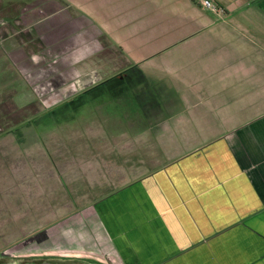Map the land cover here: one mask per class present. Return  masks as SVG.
Returning <instances> with one entry per match:
<instances>
[{
    "label": "crops",
    "instance_id": "1",
    "mask_svg": "<svg viewBox=\"0 0 264 264\" xmlns=\"http://www.w3.org/2000/svg\"><path fill=\"white\" fill-rule=\"evenodd\" d=\"M67 1L69 10L85 19L82 24L100 31L107 42L122 52L126 50L130 59L133 56L129 52L138 46L126 36L130 35L127 30L142 21L143 29L148 31L144 24L153 16L152 9L147 8L150 0L141 1L140 9L136 10L129 7L130 0ZM122 1H127L122 6L126 10L119 12ZM196 14L194 21H201L203 16ZM211 25L201 26L193 35L202 34ZM139 57L133 58L134 63L129 58L127 61L137 66ZM227 61H233L229 55ZM238 64L243 84L249 86L256 79L260 83L256 88L250 86L255 88L252 92L245 88L227 96L230 98L222 106H206L208 96L191 89L196 84L175 90L179 97L191 91L195 94H192L194 102L174 116L179 142H184L185 136L191 144L189 150H181L182 145L179 149L175 147L179 151L170 159L172 162L166 163L169 155L155 147L153 157L139 163L134 157L131 159L132 147L127 146L119 150L112 168L114 184H108L100 170L98 176L93 175L95 171L90 167H86L88 174L77 170L76 176L81 175V181L70 177V187L87 186L89 181L94 184L87 186L88 208L79 214V223L89 231L87 237L91 241L84 245L91 255L105 264H129L121 256H132L133 251L128 249H145L150 241L151 251L139 253L137 264H206L202 257L190 258L195 251L213 255L211 264H264V79L263 73L256 75L254 61L246 68L244 63ZM222 68H231L233 73L236 69L231 65ZM229 92L218 90L209 96L217 98ZM163 125L168 127L167 122ZM184 128L186 131L180 132ZM149 130L133 136L145 140L151 137L155 141ZM124 142L127 141L120 144ZM143 143L146 147L147 141ZM173 145L166 146L165 152ZM161 154L164 160L160 159ZM151 161L157 165L153 169L146 165ZM45 172L42 170L39 176L45 175L46 185L35 179L34 187H50L55 174L47 177ZM218 194L225 196L226 202H221Z\"/></svg>",
    "mask_w": 264,
    "mask_h": 264
},
{
    "label": "flooded vegetation",
    "instance_id": "2",
    "mask_svg": "<svg viewBox=\"0 0 264 264\" xmlns=\"http://www.w3.org/2000/svg\"><path fill=\"white\" fill-rule=\"evenodd\" d=\"M244 1L247 8H257L264 12V0ZM68 2L34 0L23 7L20 20L24 25L29 22L27 28L30 36L40 48L39 51L32 50L31 56L23 48L18 49L13 41H0L3 56L20 77L14 93H8L0 80V146L3 148L4 145L13 144L14 153L37 158L39 166H52L55 174L49 188L35 187L37 190L40 188L44 197L50 191V200L42 199V195L37 196V199L49 201L50 204L52 201L54 205L49 209L53 210L44 215L30 216L28 223H25L22 216L14 213V208L20 207L17 205L11 216L2 217L6 220L0 234V264H105L95 255H91L84 245L90 243L91 238L87 237L88 229L82 228L79 223V214L88 208L86 204L89 197L86 196L89 192H85L89 189L86 186L80 188V184L76 185L78 187H70V173L77 174V171H69L72 168L67 170L57 161L47 158L53 153L47 155L43 147L50 142V137L51 142L56 137L54 133L47 132L68 126L85 108L96 109L92 110L93 113L102 108H109L111 112L118 110L120 113L124 111L122 107H125L126 110H134L123 115V119L129 124L127 133H130V142L127 140L119 144L114 151L118 155L120 149L131 146V159L140 152L145 157L142 160L148 161L153 157L157 144L150 145L149 137L145 140L134 138L133 135L165 124L166 119L175 115L161 111L172 109L176 112L179 102V96L170 93L168 89L146 87L147 80L139 75L137 66L126 60L121 62L120 49L107 42L100 31L82 24L85 19L71 13ZM9 22L8 17H3L0 28L10 25ZM34 55L39 57V61L34 60ZM10 85L14 88L13 83ZM170 96L177 98L172 102ZM152 103L158 107L159 117L163 114L167 116L165 120L152 119L150 113H147L149 118L143 117L139 112L150 109ZM177 112L180 113L179 110ZM113 123L122 127L118 122ZM76 131H83V128ZM80 134L81 132H73L68 140L77 139ZM144 141H147L146 147ZM81 143L83 144L82 141ZM45 160L51 163L46 165ZM90 166L86 165L87 168ZM74 178L81 181V175H75ZM22 185L24 184L21 183L19 187H13V184L0 187L3 198L16 200L14 196L24 197L26 191L32 187ZM32 185L34 186L33 180ZM43 185L46 183H42ZM58 189L62 195L60 200Z\"/></svg>",
    "mask_w": 264,
    "mask_h": 264
},
{
    "label": "rangeland",
    "instance_id": "3",
    "mask_svg": "<svg viewBox=\"0 0 264 264\" xmlns=\"http://www.w3.org/2000/svg\"><path fill=\"white\" fill-rule=\"evenodd\" d=\"M31 1L33 2L34 0H0V21L3 17H8L10 19V25L7 24L0 28V41H13L18 49L23 48L28 55H30L32 50H40V48L37 47L38 43L30 36L29 29L27 28L29 22L27 21L26 25H24L23 21L20 20V13L23 7L28 2L32 3ZM141 1L143 0H130L129 7L135 10L140 9ZM150 1L151 3L147 8L152 9L151 14L153 16H149L144 24V26L148 27V31L147 29H143L142 21H137L136 26L131 28V30H127L130 35L125 34L129 36L128 38H132L133 41L135 40L136 46H138V49H132L134 53L129 52V54H132L133 58L137 55L140 56L137 61L138 63L135 64H137V72L139 75H142L147 80L146 87H159L164 90L168 89L171 90L170 93L177 94L175 90L180 88L185 89L188 88V86L196 84L191 89L198 92L201 91L202 95H205V97L208 96L205 102L206 106H222L226 103V100L230 98L227 96H231L232 93L235 94L237 90H244L245 88H249V91L252 92L255 90L256 84L260 83V81L256 79L251 81L249 86L246 83L243 84L241 82L243 77V74H241L242 68L239 66L238 62L244 63L245 65L243 66L246 68L249 66V62L254 61L257 65L256 75L263 73L264 79V12L257 8H247L246 1L244 0H208L210 2L209 9L202 7L200 5V0ZM126 3L127 1H122L121 7H125ZM123 7L119 9V12L126 10V8ZM69 8H71V6H69ZM139 13L140 11L136 14ZM196 13L203 16L201 21H194L193 18L197 15ZM120 18L124 20L123 14H121ZM4 21H6V19ZM210 24H212L211 27L202 34L198 36L193 35L201 26L205 27ZM177 38H185V41L180 43L182 39L178 40ZM171 39H174V41ZM177 40L178 42H176ZM138 43L141 44L139 45ZM122 50L123 52L121 51V53L126 54L127 57L125 58L124 54L122 55L121 62H124L125 60L127 61L130 56L127 54L126 50ZM142 53L147 55H143ZM118 55L120 54L118 53ZM228 55L233 61H227ZM133 58H129L132 63L135 62ZM41 59L42 61H46L44 58H40V60ZM34 60H36V62L39 61V57L34 55ZM230 65L236 67L234 70L235 73L231 71ZM222 66H229L230 70H224ZM246 71L249 73L248 69ZM163 72H166V74L164 75ZM17 75V70H15L10 62L3 56L0 49V80L3 82L8 93H14L13 90L19 85L20 77ZM164 76H167V79H164ZM169 77L170 79H168ZM199 82L200 84H197ZM10 83L14 84V88H12ZM250 86L255 88H251ZM218 90H229L230 92L227 94L223 93L217 98H211L209 96L212 95L214 91ZM24 93L28 95L26 91H24ZM186 94V96L181 95V98L179 97L176 112L172 109H163L161 113H165L166 111L168 115L174 114L176 116L179 114L177 112L178 110H184V107L187 106L188 103L194 102L192 94H195V92L191 91ZM258 94L260 95V93ZM175 98L170 96L172 102L175 101ZM155 106L156 105L152 103V106L149 107L151 110L144 109L142 111L139 110V112L143 117L146 116L149 118L147 113H150L152 119L162 118L165 120L167 116L163 114L159 117L158 107ZM122 109L124 111L119 113L118 110L111 112L109 108H102L97 113H93L92 110L96 109L87 110L85 108L76 115L75 119L70 122L68 126L48 131V134L54 133L56 137L52 139V142L50 137V142L43 147L47 155L53 153L47 158H50V161L53 162L57 161L67 170L68 168H72L69 171L78 170L79 173L84 172L88 174L86 165L90 164V167L95 171V174L92 173L93 175L98 176L101 172L105 179H108H106L108 184H114L115 179L111 177V175L115 173L112 168L116 165V158L118 157L114 150L121 142L127 141L130 136V133H127L129 124L128 121L123 119V115H126V113L130 111H134L126 110L125 107H122ZM137 109H139V105ZM157 111L158 114H156ZM1 119L2 115H0V121ZM113 121H115V123H120V125L122 124L123 128L116 126ZM165 121H167L168 127L160 125L150 128L155 136V141L150 137L148 142L150 145L151 143L156 145V142H158L157 147L164 150V154L167 156L169 155L166 160V163L169 164L172 162L170 159L175 155L179 147L183 146L184 148L181 150H187L191 141H188L184 136L182 137L184 142H179L181 139L178 140L177 138L178 128L174 124V117L171 116ZM156 123L157 122H155V124ZM79 128H83V131H76V129ZM184 131H186L185 128L181 129L180 132ZM73 132H81V134L77 139L72 138L68 140V136L72 137ZM173 143L174 145L171 146L170 151L165 152L166 146L170 147ZM1 148L0 146V187H8L11 184H13V187H19L22 183L24 184L22 187L32 188L26 191L27 193H25L24 197L12 195L16 200L13 198H3V193L0 191V234L4 227L3 222L6 220L2 217L6 218L11 216L15 206L19 205L20 207L19 209L14 208V213L22 216L24 222L28 223L31 218L30 216L44 215L50 210H53L49 208H52V205H54L52 201L50 204L49 201H40V199H37V196L39 197V195H42V199L49 198L50 200V191L47 192L48 195L44 197V193H40L41 187L37 190L32 185V180L34 179H40L42 181L41 184L45 183L44 176H39V173H42V169L44 168L47 177H49L50 174L53 175L54 171L52 172V166H43L42 168L39 166L40 164H38L39 160L37 158L32 156L23 157L21 153H14L13 144L8 146L4 145L3 148ZM135 158H137L139 162L145 157L138 152ZM160 159L164 160L163 154L160 155ZM69 161H71V164H69ZM48 163L51 162L45 160V164L49 165ZM146 165L149 169H153L157 166L152 161L151 163L147 162ZM93 170H91V172ZM98 170H100L99 173H97ZM70 175L71 178H74L77 174L70 173ZM89 185L93 186L94 184L89 181ZM81 187H85V185L80 186V188ZM43 188L49 187H42L41 189ZM58 193L60 200L62 195H60L59 189ZM85 194H88L87 191ZM99 194H102V192H99ZM99 194L97 193V195ZM53 196L54 195H52V197ZM218 196L221 202H226L227 198L225 196H222V194H218ZM7 202L9 204H7ZM121 233L125 236V231H123V229H121ZM150 245L151 242L149 241L144 246L145 249H138L139 252L137 249H128V252L133 251L134 254L132 256H121V258L126 259L128 261L126 263L137 264L140 258L139 253H149L151 251V249H149ZM91 250L94 249L91 248ZM198 256L202 257L203 262H206V264H211L214 261V256L210 255L209 252L206 254L204 253V255L202 252L198 253L197 251L190 254V258H197ZM223 257L225 258V256ZM227 258L228 257H226V259ZM223 262H226L225 259Z\"/></svg>",
    "mask_w": 264,
    "mask_h": 264
},
{
    "label": "built area",
    "instance_id": "4",
    "mask_svg": "<svg viewBox=\"0 0 264 264\" xmlns=\"http://www.w3.org/2000/svg\"><path fill=\"white\" fill-rule=\"evenodd\" d=\"M200 5L204 8H210V2L208 0H200Z\"/></svg>",
    "mask_w": 264,
    "mask_h": 264
},
{
    "label": "water",
    "instance_id": "5",
    "mask_svg": "<svg viewBox=\"0 0 264 264\" xmlns=\"http://www.w3.org/2000/svg\"><path fill=\"white\" fill-rule=\"evenodd\" d=\"M86 88V87H85ZM82 89H84V88H82Z\"/></svg>",
    "mask_w": 264,
    "mask_h": 264
},
{
    "label": "trees",
    "instance_id": "6",
    "mask_svg": "<svg viewBox=\"0 0 264 264\" xmlns=\"http://www.w3.org/2000/svg\"><path fill=\"white\" fill-rule=\"evenodd\" d=\"M62 1V0H61ZM72 13V12H71Z\"/></svg>",
    "mask_w": 264,
    "mask_h": 264
}]
</instances>
